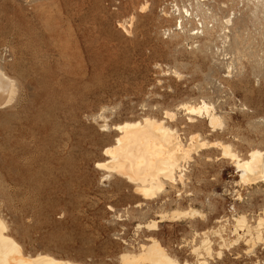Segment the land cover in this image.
<instances>
[{"label": "rangeland", "instance_id": "obj_1", "mask_svg": "<svg viewBox=\"0 0 264 264\" xmlns=\"http://www.w3.org/2000/svg\"><path fill=\"white\" fill-rule=\"evenodd\" d=\"M263 1L0 0V70L14 83L0 106V215L27 253L122 264L121 254L153 236L195 263V232L225 228L231 241L234 218L256 224L264 182L238 184L214 145L200 146L185 161L186 180L153 199L98 163L120 134L113 126L146 116L164 119L185 144L202 133L244 158L264 150ZM204 100L224 118L217 130L188 123L183 105ZM191 207L206 218L139 228ZM212 239L210 264H264V244L249 250L241 241L220 256V238Z\"/></svg>", "mask_w": 264, "mask_h": 264}, {"label": "bare ground", "instance_id": "obj_2", "mask_svg": "<svg viewBox=\"0 0 264 264\" xmlns=\"http://www.w3.org/2000/svg\"><path fill=\"white\" fill-rule=\"evenodd\" d=\"M201 1L204 2L205 0ZM197 4L199 9L202 5H205V3L199 2ZM146 9V5L142 6L143 11ZM184 11L187 14L190 13L186 8ZM183 15L185 16V14ZM183 18L180 16L177 19V25L180 26L181 30H185ZM226 22L228 23V21ZM206 28L204 26L205 30H207ZM198 30H200L199 27ZM196 31L194 33L198 35L200 31ZM202 32H204L203 29ZM175 73L177 74V71ZM13 93V81L0 70L1 107H6L9 104ZM183 108L186 115H188V123L193 126H197L200 122H205L212 127V130H217V127H221L224 124V118L222 119L220 113H217L214 105L205 102V100L199 104H184ZM166 117L170 118L171 121L176 120V113L167 111ZM199 118L204 119V121L202 119L199 121ZM104 127L108 129L107 124ZM113 128L120 134L117 136L115 143L107 146L104 150L105 154L109 156L108 162L98 163V166L106 167L111 172H116L137 183V189L146 199H153L160 193L165 192L167 183L176 184L178 180L184 182L188 168L185 161L190 160L193 153L199 151V147L204 144L205 146L211 144L210 146L214 145L218 149L220 148L222 152L220 159H230L232 161L240 177L238 184L252 186L264 182V150L253 149L249 152L248 157L244 158L233 149L232 144H225V142L209 143L207 140H203L202 133H191L189 143L185 144L177 129L168 126L164 119H157L151 116H146L140 120L126 121L113 126ZM1 216L0 264H82L48 253H38L36 255L27 253L23 245L11 235L12 232H9V227ZM157 217L158 219L152 220L147 224H140L139 228L158 231L159 223L196 218L204 220L206 214L202 210L191 207L186 210L175 209L172 212H162ZM234 220L235 223L231 232L235 238L231 241L224 236L225 228L194 233L192 242H195L198 237L201 238L199 243H195L192 250L196 256L195 263H191L188 260L181 262L169 253L159 239L153 236L147 239L148 243L140 245L139 252L127 251L121 254L120 261L122 264H210V259L214 257L215 253L213 236L220 238L218 249L220 256H222L225 249L230 250L234 246L239 245L241 241L245 242L249 250L255 249L258 244H264V214L258 218L255 225L250 224L245 215H240ZM228 237L230 238L231 236Z\"/></svg>", "mask_w": 264, "mask_h": 264}]
</instances>
